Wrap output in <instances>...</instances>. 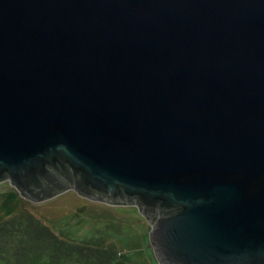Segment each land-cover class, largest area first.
I'll return each instance as SVG.
<instances>
[{"label":"water","instance_id":"1","mask_svg":"<svg viewBox=\"0 0 264 264\" xmlns=\"http://www.w3.org/2000/svg\"><path fill=\"white\" fill-rule=\"evenodd\" d=\"M47 165L182 208L169 263L264 264V0H0V187Z\"/></svg>","mask_w":264,"mask_h":264},{"label":"rangeland","instance_id":"2","mask_svg":"<svg viewBox=\"0 0 264 264\" xmlns=\"http://www.w3.org/2000/svg\"><path fill=\"white\" fill-rule=\"evenodd\" d=\"M22 215L36 218L66 240L80 243L92 240L100 246L116 249L123 254L124 264H155L148 247L150 228L135 211L96 207L76 194L36 206L23 198L16 188L0 187V222ZM3 230L0 227V264H23L17 257L18 242L12 244ZM66 246L65 264H85V256L92 264H99L98 247L75 251L72 257L69 252L78 249L68 243Z\"/></svg>","mask_w":264,"mask_h":264},{"label":"flooded vegetation","instance_id":"3","mask_svg":"<svg viewBox=\"0 0 264 264\" xmlns=\"http://www.w3.org/2000/svg\"><path fill=\"white\" fill-rule=\"evenodd\" d=\"M46 167L49 173H45L44 177L40 179L41 187L37 188L35 186H31L29 191L24 192L28 198L27 200H32L35 196H44L45 194H49L52 191L54 193L61 191L67 193L73 191L83 198L98 203L115 207H131L134 208L138 214L150 225L151 229L149 232V238L151 237L150 235L152 231L155 230L156 226L159 225L162 219L174 217L182 210L180 207L168 208L159 201L148 202L139 196H129L124 191L119 192L118 194H113L93 189L91 187L87 189L81 183L83 180L82 175L80 173L74 172L69 166H66L67 168L65 170L58 165L57 167H52L49 165ZM7 181L10 182L9 180ZM152 239L154 242L148 240V243L150 245L149 248L151 249L155 264H175L166 261L163 256V245L153 236Z\"/></svg>","mask_w":264,"mask_h":264},{"label":"trees","instance_id":"4","mask_svg":"<svg viewBox=\"0 0 264 264\" xmlns=\"http://www.w3.org/2000/svg\"><path fill=\"white\" fill-rule=\"evenodd\" d=\"M0 227L5 229L3 231L12 244L18 242L17 257L23 264H65L67 258L63 256V253L67 247L66 243L78 249L69 252L72 257L75 251H86L88 248L98 247L99 264H124L123 254L120 251L100 246L98 242L92 240L82 243L66 240L52 232L43 222L31 216L22 215L14 220L0 222ZM84 263L92 264L88 256L84 257Z\"/></svg>","mask_w":264,"mask_h":264}]
</instances>
